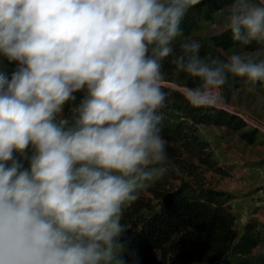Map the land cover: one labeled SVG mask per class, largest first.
<instances>
[{
    "label": "clouds",
    "instance_id": "9594fccd",
    "mask_svg": "<svg viewBox=\"0 0 264 264\" xmlns=\"http://www.w3.org/2000/svg\"><path fill=\"white\" fill-rule=\"evenodd\" d=\"M197 2L0 0V57L16 62L0 71V264H139L122 215L168 169L161 62ZM220 31L264 45V0H231ZM200 48L172 56L193 105L217 106L230 75L264 81V57Z\"/></svg>",
    "mask_w": 264,
    "mask_h": 264
},
{
    "label": "trees",
    "instance_id": "16d2710c",
    "mask_svg": "<svg viewBox=\"0 0 264 264\" xmlns=\"http://www.w3.org/2000/svg\"><path fill=\"white\" fill-rule=\"evenodd\" d=\"M230 2L198 0L190 6L180 24L183 40H193L190 34L198 22L209 19L214 10ZM197 40L201 43L202 57H215L203 39ZM182 41L173 43L174 53L162 60L161 71L167 83L193 85L198 81L177 69L172 62V56L181 52ZM237 42L228 32L216 36L213 41L216 47L223 49ZM165 90L169 95L162 109L161 134L173 147L178 142L190 145L196 138L191 135L193 125L184 124L180 118L191 120L195 126L206 119L203 107L190 103L177 88L166 86ZM82 95V92L76 93L77 101ZM166 147L169 165L173 162L177 165L168 143ZM162 183L160 189L151 188L158 203L154 209L140 198L124 209L122 223L135 228V231L125 230L123 234L127 241V260L139 257V264H264V251L259 247L261 243L264 245L263 234L251 222L244 225L238 235L233 215L219 198L222 195L219 191L187 181L171 187L166 181Z\"/></svg>",
    "mask_w": 264,
    "mask_h": 264
},
{
    "label": "rangeland",
    "instance_id": "374dc122",
    "mask_svg": "<svg viewBox=\"0 0 264 264\" xmlns=\"http://www.w3.org/2000/svg\"><path fill=\"white\" fill-rule=\"evenodd\" d=\"M230 5L231 2L223 5L209 19L199 21L190 37L203 39L221 60L233 51L264 57V45L256 41L250 44L238 41L226 49L214 45L216 36L227 32L231 35L230 31H220ZM184 38L179 35L173 43ZM15 63L0 57V71L10 73ZM166 86L181 91L182 85L166 82ZM222 87L223 99L217 106H202L206 114L203 122L194 126L191 120L180 118L184 124L193 125L191 135L196 138H192L190 145L178 142L174 147L166 139L178 164L168 163L167 171L140 189L138 198L154 209L158 203L151 188L160 189L162 181L170 187L182 181L208 187L222 194L219 198L232 213L238 235L244 225L253 222L264 236V81L253 83L230 75ZM125 230L135 228L127 226ZM262 245L259 247L264 251Z\"/></svg>",
    "mask_w": 264,
    "mask_h": 264
}]
</instances>
